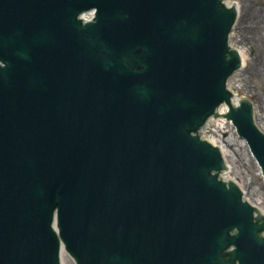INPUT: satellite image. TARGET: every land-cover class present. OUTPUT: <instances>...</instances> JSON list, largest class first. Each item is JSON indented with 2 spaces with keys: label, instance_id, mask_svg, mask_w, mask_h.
<instances>
[{
  "label": "water",
  "instance_id": "water-1",
  "mask_svg": "<svg viewBox=\"0 0 264 264\" xmlns=\"http://www.w3.org/2000/svg\"><path fill=\"white\" fill-rule=\"evenodd\" d=\"M234 26L227 0H0V264H264L205 140L227 106L264 180Z\"/></svg>",
  "mask_w": 264,
  "mask_h": 264
},
{
  "label": "rangeland",
  "instance_id": "rangeland-1",
  "mask_svg": "<svg viewBox=\"0 0 264 264\" xmlns=\"http://www.w3.org/2000/svg\"><path fill=\"white\" fill-rule=\"evenodd\" d=\"M230 4L241 9V27L235 26L236 33L239 28L241 29L236 45L238 44L246 50L250 60L247 71L239 75L244 79V82L240 84L241 88L236 95L238 98H246L253 102V105H256L257 115L264 119V0H230ZM259 118L257 117L258 124L262 127L264 120L261 121ZM229 123L230 125L224 132H221L222 136H220L224 142L230 140L227 145L230 153V170L227 169V177L242 185L248 192L247 197L252 201L256 196L259 197L260 201H257L256 206L263 210L264 183L261 172L252 156L238 141L235 128L231 122ZM209 135L207 133L206 139ZM67 258L66 264H73Z\"/></svg>",
  "mask_w": 264,
  "mask_h": 264
},
{
  "label": "bare ground",
  "instance_id": "bare-ground-1",
  "mask_svg": "<svg viewBox=\"0 0 264 264\" xmlns=\"http://www.w3.org/2000/svg\"><path fill=\"white\" fill-rule=\"evenodd\" d=\"M228 3L230 4V0L228 1ZM237 11L238 13H240V19L242 17V13H241V9L239 7H237ZM236 29V28H235ZM241 33V29L239 28L238 32L236 33L234 31V36H233V40H232V45L231 47L236 50L242 57L245 58V67H244V71L246 72L247 71V67L250 65V60L248 59V56H247V52L244 48L240 47L238 44L236 45V42H237V39L239 37ZM244 82V79L242 77H240L239 75L235 78H233L232 80H230V83L235 91V93L237 94V92H239L240 88H241V83ZM238 101V97L236 99V103ZM234 105V104H233ZM255 107V113H256V116L257 117H260L259 119L261 121H263L264 119H262L261 116H258L257 115V112H256V105H254ZM263 112V111H262ZM221 113H224L223 114V117H222V120H219V119H212L211 121V124H210V127H209V130H208V133L210 134L208 136V138L206 139L210 144H213V146L217 147L220 152L222 153V155L226 158H228V164H227V169L230 170V163H229V158H230V153L228 151V148H227V145H229L230 143V140L228 141H223L220 136H222L221 132H224L226 129H227V126L230 125V123L228 121H226V119L224 118V115L227 113V106H221ZM260 127V126H259ZM262 127L264 128V123H262ZM260 127V131H263V128ZM232 130H234L232 128ZM238 141L241 142L242 144V147L247 151V153L250 155L249 153V150H248V147L247 145L245 144V142L243 140H241L240 138H238ZM226 143V144H225ZM255 162V161H254ZM226 180H229L228 177H227V172H226ZM231 180V179H230ZM233 182H236L235 180H232ZM237 183V182H236ZM239 186H242L240 185L239 183H237ZM243 187V186H242ZM244 192H245V200H247L249 203L253 204L254 206H256V203L257 201H260V198L255 197V200L252 201L250 198H248V192L246 191V189L244 188ZM259 204H261V202H259ZM65 257L67 258V256L65 255ZM68 259V258H67Z\"/></svg>",
  "mask_w": 264,
  "mask_h": 264
}]
</instances>
